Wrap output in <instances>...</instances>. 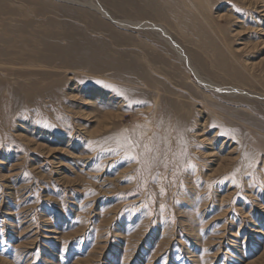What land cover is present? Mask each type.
I'll use <instances>...</instances> for the list:
<instances>
[{
	"label": "rangeland",
	"instance_id": "rangeland-1",
	"mask_svg": "<svg viewBox=\"0 0 264 264\" xmlns=\"http://www.w3.org/2000/svg\"><path fill=\"white\" fill-rule=\"evenodd\" d=\"M0 264H264V0H0Z\"/></svg>",
	"mask_w": 264,
	"mask_h": 264
},
{
	"label": "snow or ice",
	"instance_id": "snow-or-ice-1",
	"mask_svg": "<svg viewBox=\"0 0 264 264\" xmlns=\"http://www.w3.org/2000/svg\"><path fill=\"white\" fill-rule=\"evenodd\" d=\"M236 11H240L239 9H235ZM99 83V82H98ZM105 87H110L109 85H105ZM137 103H140V102H137ZM209 127H211V128H216V127H218L215 123H213V124H210L209 125ZM220 135H230V133L227 131V130H221L220 131V133H219ZM233 139H235V137L233 136L232 137ZM127 143H128V145H129V147L130 148H135V147H139V144L138 143H136V142H133L132 140H128L127 141ZM146 148H147V145L145 146ZM151 149H149V151H150ZM245 155H247V154H245ZM132 159H136L137 160V163H139L140 161L136 158V157H132ZM164 164H165V167L167 166V161L165 160V161H162ZM249 167H254V163L253 162H251L250 161V163H249ZM234 184L236 183V181H235V178L233 177V181H232ZM210 187H211V185H210ZM163 189H161V193L163 194ZM164 206L163 205H161V208H163Z\"/></svg>",
	"mask_w": 264,
	"mask_h": 264
},
{
	"label": "bare ground",
	"instance_id": "bare-ground-1",
	"mask_svg": "<svg viewBox=\"0 0 264 264\" xmlns=\"http://www.w3.org/2000/svg\"><path fill=\"white\" fill-rule=\"evenodd\" d=\"M96 5V4H95ZM152 27V29L154 28V26H151ZM156 28H158V29H161V28H159V27H156ZM161 31H163V30H161ZM164 32V31H163ZM161 34V33H160ZM167 38H168V42L171 44V46H174V48H176V50H177V52H180V49H179V47H176V45H174V43L173 42H171L170 40V38L168 37V35H167ZM183 55V54H182ZM182 57H184V56H182ZM184 59H185V61H186V63L190 66V64H189V62H188V59H186L185 57H184ZM191 67V66H190ZM191 70H193L192 68H191ZM194 71V73H196V71L195 70H193ZM192 71V72H193ZM197 74V73H196ZM198 76V75H197ZM195 77H196V75H195ZM198 79H199V81H202L203 83H204V81L201 79V78H199V76H198ZM204 84H206V83H204ZM205 86V85H204ZM207 86V85H206Z\"/></svg>",
	"mask_w": 264,
	"mask_h": 264
}]
</instances>
